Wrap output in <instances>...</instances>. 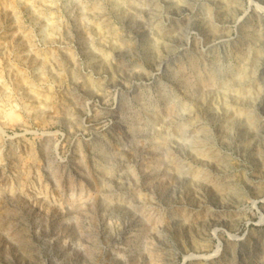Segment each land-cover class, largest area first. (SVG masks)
I'll return each mask as SVG.
<instances>
[{
	"label": "rangeland",
	"instance_id": "obj_1",
	"mask_svg": "<svg viewBox=\"0 0 264 264\" xmlns=\"http://www.w3.org/2000/svg\"><path fill=\"white\" fill-rule=\"evenodd\" d=\"M261 7L0 0V264H264Z\"/></svg>",
	"mask_w": 264,
	"mask_h": 264
},
{
	"label": "bare ground",
	"instance_id": "obj_2",
	"mask_svg": "<svg viewBox=\"0 0 264 264\" xmlns=\"http://www.w3.org/2000/svg\"><path fill=\"white\" fill-rule=\"evenodd\" d=\"M85 4V3H84ZM260 10L263 12L262 15H264V7H261ZM98 27V26H97ZM101 28V27H100ZM98 29V28H97ZM99 30V29H98ZM254 203V202H253Z\"/></svg>",
	"mask_w": 264,
	"mask_h": 264
}]
</instances>
